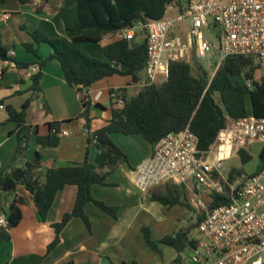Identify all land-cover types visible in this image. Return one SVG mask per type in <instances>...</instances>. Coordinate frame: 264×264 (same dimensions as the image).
I'll return each instance as SVG.
<instances>
[{
	"label": "crops",
	"instance_id": "1",
	"mask_svg": "<svg viewBox=\"0 0 264 264\" xmlns=\"http://www.w3.org/2000/svg\"><path fill=\"white\" fill-rule=\"evenodd\" d=\"M77 17L78 0H6L4 3L0 0V42L13 46L12 57L17 61L35 63L39 58L28 52L24 44L34 43L42 59L48 58L52 49L47 43L38 45L31 33L41 30L50 36L65 35L73 39L89 32L68 29L75 25ZM119 33L108 34L101 43L84 42L82 46L92 57L108 61L103 46L118 39ZM139 36L143 38V35L137 38ZM116 66L124 68L118 64ZM38 70L36 64L21 69L14 62L0 60V100L4 101L3 108H0V174L11 167H23L37 153L42 156L41 173L42 170L83 162L89 133L106 126L112 118L113 109L123 107L111 97V92L127 88L129 94H137L145 80L143 72L137 83H132L128 75H114L92 85L86 94L90 101L88 128L81 92L78 87L67 84L60 62L53 58L47 61L42 69V93L34 97L30 90L33 83L31 77ZM30 98L26 124L37 126L39 135L47 136L50 133V122H67L62 125L60 141L55 147L39 145L37 136L30 130L25 150L16 158L18 134L16 125L6 122V107L10 105L21 110ZM111 139L126 154L128 162H121L112 169L107 165L105 149L96 139H92L88 165L104 176L107 183L93 185V197L116 207L117 217L88 202L85 213L89 226L81 217H74L61 231L59 244L48 251V245L56 236L52 225L73 210L77 187L68 185L58 192L45 221L41 220L35 203L23 186H19L15 193H0L7 208L17 195L26 199V204L22 206V221L11 230V240L1 245L0 264H172L177 256L176 250L161 243L158 244L159 252L153 250L145 240L143 229L148 228L153 240L158 242L166 235L189 228L197 222L192 214L197 209L196 204L190 202L191 208H187L180 204L164 205L155 201L153 195H167L168 188L164 184L146 191L138 189L132 181V171L152 155L153 145L141 135L113 133ZM181 190L193 194L186 187ZM184 196L187 197L186 192ZM184 196L180 195L182 198ZM189 237L197 242L202 240L193 238L191 229ZM192 250L190 248V254L183 256L179 264H198Z\"/></svg>",
	"mask_w": 264,
	"mask_h": 264
},
{
	"label": "trees",
	"instance_id": "2",
	"mask_svg": "<svg viewBox=\"0 0 264 264\" xmlns=\"http://www.w3.org/2000/svg\"><path fill=\"white\" fill-rule=\"evenodd\" d=\"M1 1L4 3L6 0ZM172 3L178 4L181 0H78V17L75 25L68 29L89 32L69 39L65 35L55 37L36 30L31 33L35 42L38 45L47 43L52 49L48 58H40L39 48L34 43H26L25 49L39 58V61L19 62L9 54L10 50L13 51V46H6L0 42V60L14 62L21 69L38 65L39 70L31 77L33 83L30 88L36 97L42 93L43 67L49 59H57L62 66L67 84L78 87L81 92L83 114L87 118L89 128L90 119L87 114L90 101L83 92L84 88L89 89L96 82L114 75H128L132 83L139 82L146 67L147 44L145 37L140 43L136 41L137 37L134 41L119 37L103 46L104 56L108 59L103 61L89 55L82 43H101L108 34L121 32L140 20L161 19L165 15L166 7ZM116 64L124 68L121 69ZM259 68L260 64L256 63L253 57L230 56L220 64L214 76L210 77V73L204 69L194 74L189 62H171L168 77L160 85L147 84L134 95L129 94L127 88H121L123 107L113 109L112 118L106 126L89 133L86 158L83 162L42 170L41 173L42 156L37 153L35 158L27 161L23 167H11L0 174V193H15L19 186H23L35 203L41 220L45 221L58 192L68 185L77 187L73 210L66 213L60 222L52 225L56 236L48 245V251H51L59 244L61 231L74 217H81L89 226V218L85 213L88 202L95 203L102 211L117 217L116 207L108 206L92 195L93 185L107 184L105 177L88 165L89 144L92 139H96L103 146L108 156L107 165L112 169L121 162H128L126 154L111 139L113 133L141 135L151 145H155L166 134L180 133L189 126L199 138L198 148L207 150L230 119L238 120L250 115L264 118V75L256 79ZM236 77H243L244 84H237L234 81ZM248 82L251 86H248ZM216 93H219L222 105L216 102L214 98ZM30 101L31 98L24 103L21 110L10 105L6 107L8 113L6 122L14 123L18 134L16 158L24 152L30 130L37 136L39 145L55 147L60 141L62 125L67 122H50V133L47 136L39 135L37 126L26 124ZM3 102L0 100V105H3ZM258 158V167L251 175H258L264 171V146ZM239 159L245 165L252 160V156L248 150L241 149ZM242 175H245L243 169L231 168L227 179L233 181ZM179 189H184V186L175 185L173 189L168 188L166 196L153 195V198L164 205L180 204L191 208L188 202L180 200L179 194H174ZM230 203L232 200L228 195L214 192L211 194L209 208L215 209ZM25 204L26 199L17 195L7 208L0 198V215H5L7 221L5 226L0 225V252L1 245L11 240V230L22 221V206ZM203 218L204 216L199 215L191 228L181 229L174 235H166L158 242L153 240L150 230L144 228L145 240L148 246L157 252L159 243L173 247L177 256L172 264H179L184 250L195 248L198 244L189 237V233L190 229L199 226Z\"/></svg>",
	"mask_w": 264,
	"mask_h": 264
},
{
	"label": "built area",
	"instance_id": "3",
	"mask_svg": "<svg viewBox=\"0 0 264 264\" xmlns=\"http://www.w3.org/2000/svg\"><path fill=\"white\" fill-rule=\"evenodd\" d=\"M140 33L147 44L146 80L140 88L165 81L171 62H189L192 55L216 59L212 77L230 56L253 57L264 71V0L172 3L161 19L140 20L119 37L134 41ZM111 97L124 105L121 89ZM254 143L264 146V118L254 115L230 119L207 150L198 148L199 138L187 126L161 138L152 155L132 171V181L142 191L166 183L192 190L204 216L198 228L205 239L192 250L198 264H264V171L233 181L224 177L225 161ZM202 192L226 194L232 203L210 209L198 197ZM6 224L1 214L0 225Z\"/></svg>",
	"mask_w": 264,
	"mask_h": 264
},
{
	"label": "rangeland",
	"instance_id": "4",
	"mask_svg": "<svg viewBox=\"0 0 264 264\" xmlns=\"http://www.w3.org/2000/svg\"><path fill=\"white\" fill-rule=\"evenodd\" d=\"M187 3V0H181V3H178V5L182 6L185 5ZM183 30H185V26L183 25V27H181ZM217 31V30H216ZM138 35H141L138 34ZM142 37V36H141ZM140 36L137 38V42L140 43L142 38ZM144 39V38H143ZM215 58L214 59H211V60H201L199 58H196L195 55H192V58L191 60L189 61V63L192 65L193 67V73L194 74H198V72H200V69H204L206 70L207 72L210 73V77H212V73L215 71L214 69V62H215ZM256 63H257V60H256ZM145 73V72H144ZM264 75V71L262 68H259L256 72V79H260L262 76ZM146 80V74H145V78ZM159 81V80H158ZM234 81L237 83V84H244L245 80L243 77H236L234 78ZM163 81H159L158 83H156L157 85H160ZM214 98L216 100V102L220 105H222L221 103V100H220V95L219 93H216L214 94ZM263 145L260 144V143H254L251 145V147L248 150V152H250L251 156H252V160L243 165L241 160L239 159V156L238 157H232L231 159L229 160H226L225 163H224V177L226 178L228 173L230 172L231 168H236V169H243L245 175H251V174H254L257 167H258V164H259V158H258V155H259V152L261 151ZM167 188H171L173 189V187L175 186V184L173 183H166L164 184ZM185 192H186V195L187 197L186 198H180L181 201H186L188 203L191 202V204H194L196 199L195 197L193 196L192 193H190L188 190H185V191H179V193L177 194H180L181 196L185 195ZM198 197L202 200L203 203H205L206 205L209 206L210 204V201H211V193L209 192H202V193H199ZM197 203V201H196ZM192 214H194L196 220H197V217L199 215H201V209L199 208V210L196 209L192 211ZM187 219H189V217L187 216ZM191 236L193 238H197V239H205L203 233L197 228V226L193 227L191 229ZM190 254V248H187L184 250L183 252V256H186Z\"/></svg>",
	"mask_w": 264,
	"mask_h": 264
}]
</instances>
